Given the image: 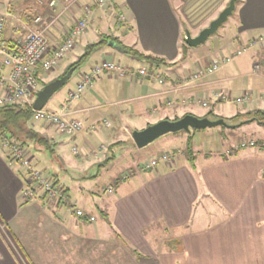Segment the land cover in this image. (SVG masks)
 I'll return each instance as SVG.
<instances>
[{"label": "crops", "instance_id": "obj_1", "mask_svg": "<svg viewBox=\"0 0 264 264\" xmlns=\"http://www.w3.org/2000/svg\"><path fill=\"white\" fill-rule=\"evenodd\" d=\"M228 1L113 0L114 7L103 10L92 6V0H75L66 6L60 0L54 7L47 0H0V13L8 14L3 32L8 45H14L26 29L42 28L49 44L56 46L90 7L86 31L54 71L44 74L43 79L51 80L74 62L88 44L99 40L101 34L97 30L102 26L124 38L132 35V49L174 63L180 58L184 29L191 36L197 35ZM117 11L124 17V24L115 22ZM232 15L233 33L215 38L206 49L203 65H198L206 66L215 57L232 55L254 40L256 44L247 53L189 84H184L185 78L198 65L193 62L190 66L188 57L174 67L152 69L146 63L136 66L134 62L138 61L133 58L130 63L134 64L126 63L159 73L162 83L101 73L68 107L71 117L83 124V130L70 137L49 125L36 127L51 140L53 160L61 167L71 166L84 172L89 165L99 166L107 156L114 158L109 148L122 141L121 133L128 139L126 126L132 125L127 120L143 118L142 122L152 124L186 114L202 118L209 111L222 119L264 111V61L259 60L264 48V0H240ZM36 16L42 18L39 25L33 22ZM110 47L113 51L100 52L99 59L95 57L83 71H78L51 110L65 104L68 91L84 73L101 60L110 61L108 57L120 48L114 42ZM0 72H9L1 60ZM244 93L250 94V101L224 104L230 97L234 101ZM94 102L99 104L91 106ZM200 106L207 112L196 115ZM102 120L108 125L104 129ZM186 135H176L167 142L184 143ZM97 141L101 142L100 147L93 152ZM73 146L76 154L69 153ZM175 148L180 153L171 163L159 162L150 169L140 164L129 166L128 173H119L105 189L95 186L94 181L89 185L84 179H74L70 186H64L57 173H50V168L42 164L44 156L36 153L35 159L41 160L39 165L46 174L55 176L68 200L94 218L85 223L76 219L67 206L50 205L39 190L22 203L24 172L7 161L0 146V264H264V150L256 147L240 151L242 148L230 147L216 156L193 155L190 161L181 147H170L161 155ZM67 154L76 159L73 165L65 163ZM25 212L37 227L28 250L34 254L44 252L45 263L25 255L27 247L17 227L18 218L26 217Z\"/></svg>", "mask_w": 264, "mask_h": 264}, {"label": "built area", "instance_id": "obj_2", "mask_svg": "<svg viewBox=\"0 0 264 264\" xmlns=\"http://www.w3.org/2000/svg\"><path fill=\"white\" fill-rule=\"evenodd\" d=\"M60 0H49L48 5L54 7ZM64 6L75 0H63ZM112 6V0H92V6L96 8H103L104 6ZM91 9L88 6L84 16L77 20L75 24L66 32L65 39L56 46H51L44 34L45 29H31L28 28L23 35L16 40L14 45H8L3 39V32L5 28V20L8 16L7 12L0 13V60L1 64L8 68L9 72L4 75L0 72V105H7L11 103H26L31 106L36 93L38 92L39 83L35 77V72L38 69L45 73L53 71L63 57L69 53L77 38L80 37L87 29L89 22V15ZM116 22L124 24L125 19L119 11L115 12ZM33 22L37 25L41 24L42 18L36 16ZM256 44L254 40L250 41L232 55L215 57L207 66H201L189 74L185 78L184 84L196 82L205 76L217 72L223 66L228 64L234 58L240 56L249 48ZM257 68V66H255ZM255 68V69H256ZM101 73H109L116 78L124 76L150 78L158 83H162V78L159 73L149 71L144 67H132L122 65L113 61H104L97 66H93L89 72L84 73L75 88L69 90L67 93V100L57 110H50L42 108L33 111V121L43 123L55 128L56 131L63 135L74 136L83 130V124L71 117L68 110L69 104L80 98L83 91L91 86L93 80ZM249 93H244L234 99L235 104H244L250 101ZM206 106L205 103H202ZM93 129V126L91 127ZM247 146H254L253 142L241 144V148ZM4 155L8 162L17 165L24 172V178L33 183V189L40 191L45 200L53 206H67L68 210L74 214L76 219L83 222H92L94 218L86 215L82 210L77 209L74 204L68 200L65 192L55 185L52 179L44 176L42 172L35 169L32 162L26 156L24 150L16 145H2ZM73 154L77 153L75 146L72 148ZM174 155L163 154L159 158L152 159L146 166V169L155 167L159 162L171 163ZM32 197V191L25 189L22 191V203L27 202Z\"/></svg>", "mask_w": 264, "mask_h": 264}, {"label": "rangeland", "instance_id": "obj_3", "mask_svg": "<svg viewBox=\"0 0 264 264\" xmlns=\"http://www.w3.org/2000/svg\"><path fill=\"white\" fill-rule=\"evenodd\" d=\"M49 2V0H47ZM42 3V2H41ZM112 6L114 7V3L112 0ZM111 6H104L103 10H107L108 8H110ZM234 16L235 15H230L228 17V19L226 20V22H224L216 31L215 34L211 35L203 44H201L199 47L196 48H190L188 47L187 50V59L190 61V66L192 65V63H197L196 65H203V62L205 61V57L208 55L206 49L208 48V46L211 45L212 41L215 40V38H219V36H222L224 33H229L232 34L233 33V27H234ZM7 19V17H6ZM116 22V21H115ZM6 23V20H5ZM231 29V30H230ZM100 34H112L113 36L117 37L116 38V43H120L123 47L125 48H130L131 46V42L130 39L131 37H133L132 35L127 34L124 37H121L120 35H115L114 30L112 28L109 27H104L102 26L101 28H98V30ZM98 33V32H97ZM196 32L192 31V34H195ZM196 36V35H195ZM184 38V36H183ZM182 38V42L184 43ZM112 42H108L107 45L105 47H102L101 50L99 49L98 51H96L94 53V55L92 57H90L85 63L82 64V66H80L79 68H77L74 72L73 75L71 76V80L68 81V83L62 87L59 91H57L47 102V104L45 105V108L48 109H54L55 107V100L58 96H60L61 94H63V91L72 83V81H74L75 77L77 76L78 71H83L84 68L88 65V63L93 60L95 57H97L98 54H100V52H106V51H113V47L109 46L111 45ZM132 48V47H131ZM190 50V51H189ZM247 53V51H245ZM244 52V53H245ZM114 56H110L108 57V59L110 61L116 62V63H121L122 65H126V63L129 64H134L136 66H143L144 63L141 62H131L130 63V54L128 53H124L121 51V49L119 48L118 51H114ZM104 56V55H102ZM260 56L261 59L259 58L260 61H264V48L261 49L260 52ZM106 58V57H105ZM97 59H99V57H97ZM103 60H101L102 62ZM105 61V60H104ZM103 61V62H104ZM196 68V70L198 68H201V66H199ZM207 66V65H206ZM256 66L258 67V69H261V65L256 64ZM145 68V66H144ZM54 71V70H53ZM51 71V72H53ZM150 71V70H149ZM51 72H48L51 73ZM193 71L190 73L192 74ZM53 75H51L52 77ZM162 77V75H160ZM49 80V79H48ZM200 81V80H199ZM198 82V81H196ZM92 86V84H91ZM90 87V86H89ZM88 87V88H89ZM75 87H72V89H74ZM87 88V89H88ZM85 89L84 92L87 90ZM233 99L230 97L229 99H227V101H225L224 104H235L234 101H232ZM198 101V100H197ZM229 102V103H227ZM200 101H198L197 104H199ZM99 103L94 102L91 106L94 105H98ZM205 112H207V110L200 106L199 109L196 112V115H202ZM106 121L108 120V118H104ZM102 120V123L105 121ZM143 118H136L134 120V122H130V120H127V124L132 125L131 127L126 126L127 129V133H128V139L126 140V138H124V134L121 133L120 136L122 139L121 142L117 143L114 146H111L109 149V153H111L112 155H114V158L111 159L110 161H108L104 166H98L95 165L93 167H89L87 166V169L84 172H79L76 169H74L73 167L69 166V163L71 165H73L75 162L73 160H76L72 155V157L67 154V157L65 156V163L68 164V167H64V166H59V164H57L53 159L52 156L50 155H45L42 159V164L45 166L47 165L50 168V173H57L58 178L61 180V182L64 184V186H70V183H72V181L74 179H84L83 181L88 182L89 185H92V182L94 181L95 186L97 187H101L103 189H105L106 187H108L109 185L113 184V178H115L119 173H128L129 171V166L134 167L137 164H140V166H142L143 168H145V166L152 160V159H156L159 158L161 156V154L165 151H169L170 147H178V148H182L183 149V154L186 155V149H185V142L184 143H180L175 141L173 144L170 142H167L169 140V138H172L176 135H184L186 134L185 132H178L176 134H166L163 135L161 137H159L158 139L154 140L152 143L148 144L147 146L138 149L131 137V132L133 130H140L146 127V123L142 122ZM147 121H150V119H148ZM242 121H248L245 124L235 128V129H227L221 126L218 127H214V128H210V129H202V130H196L195 132H193V137H192V154L193 155H198L199 153H210L212 156H216L217 154H221V153H226L228 148H241V144H249L250 142H253V144H255L256 142H261L263 143L262 145V149L264 150V127L259 124L256 121H249V120H242ZM136 122V123H135ZM135 123V124H134ZM154 122H152L153 124ZM35 130L39 128L40 126H43V123L40 122H36L33 121L31 124ZM85 127H87V124H84ZM108 125H105L103 123V129L106 128ZM51 142V140H50ZM52 144V143H51ZM79 144V143H78ZM101 142L97 141L95 142V146L93 148V152L99 149ZM104 147H105V141H104ZM2 147V145H0ZM54 147V146H53ZM253 148H256V146L254 147H247V148H242L240 151H249L252 150ZM37 149V147H36ZM22 150H24L26 156L29 158V160L32 162V164L34 165L35 169L39 170L40 172H42L44 174V176H46L47 178L52 179V175L51 174H46V169L42 168V166H40V158L37 157L35 159L33 155V153L36 154V151H32V150H26L24 148H22ZM80 151V150H78ZM104 151V150H103ZM71 149H69V153H71ZM91 152V153H93ZM180 153V150L176 149L172 152H167L164 154H171L176 156V154ZM229 154V153H228ZM33 155V156H32ZM93 156V154H92ZM39 161H38V160ZM36 161V162H35ZM36 163V164H35ZM54 163L57 165H54ZM59 163V162H58ZM47 167V168H48ZM61 167V168H60ZM55 176H53L54 178ZM53 181V180H52ZM58 186V185H57ZM34 187V186H33ZM59 187V186H58ZM61 188V187H60ZM62 189V188H61ZM81 194H77V197H80ZM25 215H20V217L18 218L17 221V227H18V233L20 235V237L22 239L25 240V244L27 248L25 249V255L26 257L33 259L34 261H36L37 258L41 259V262L45 263V254L43 253H39V254H34L31 251H29L28 249H31L30 245L31 242L33 241V237L32 235L35 234V230H36V225L29 220V217H27L28 212H25ZM96 221L100 220V215L98 213H96ZM23 220H25L23 222ZM32 222V223H31ZM21 241V240H20Z\"/></svg>", "mask_w": 264, "mask_h": 264}, {"label": "trees", "instance_id": "obj_4", "mask_svg": "<svg viewBox=\"0 0 264 264\" xmlns=\"http://www.w3.org/2000/svg\"><path fill=\"white\" fill-rule=\"evenodd\" d=\"M239 2L240 0L236 2V5ZM110 41L116 43V38H113L112 36L109 35L101 34L97 42L88 44L84 48L82 54L79 55V57H77V59L74 62L69 64L65 68V70L56 78L64 75L66 71L72 67L74 68L75 71L77 68L82 66V64L85 63L90 57H92L96 51H98L102 47H105L107 43ZM116 44L120 47L122 52L130 54L131 58L137 60L138 62L148 64L152 69L159 66H166V67L177 66V64L183 62L187 57L186 49H188V46L185 43L180 44V58L178 59V61L174 63H168L162 58L142 54L132 48H125L119 42ZM43 76H44V72L41 71V69L36 70L35 77L39 83V88L43 87L48 82L56 79L54 78L51 80H45L43 79ZM33 113L34 112L31 106L26 103L17 102L7 105H0V145H16L26 150L28 149V150L36 151L37 154L43 156L50 155L52 156V159H54L55 158L53 155L54 150L52 148V144L48 136L42 133L41 131L31 128L33 127L31 125L33 122ZM204 117H207L209 119L220 118L219 116L214 115L211 111L207 112ZM176 119L178 118H174L172 120H176ZM223 120L228 124H238L242 122V120H251L258 122L264 127V111L255 110L244 114H236L228 119L223 118ZM147 125L150 124H146V126ZM195 131L196 130H191V132L186 135V140H185L186 156L190 161H193L194 159V156L192 154V137H193V132ZM117 143L119 142L112 144V146L116 145ZM262 145L263 143L261 142H256L254 144V146L259 147L261 149L263 148ZM33 155H35V153H33ZM111 159H113V156H107L103 161V163H101L99 166H104ZM120 179L121 178L118 177V180ZM52 180L53 183L57 185L58 181L55 178H53V175H52ZM23 181H24V188L32 191V195H34L35 190L33 189V183L27 180L26 178H24Z\"/></svg>", "mask_w": 264, "mask_h": 264}, {"label": "water", "instance_id": "obj_5", "mask_svg": "<svg viewBox=\"0 0 264 264\" xmlns=\"http://www.w3.org/2000/svg\"><path fill=\"white\" fill-rule=\"evenodd\" d=\"M237 1L238 0H229L228 4L213 20L209 22L208 26L202 28L196 36H191L190 32L187 29H184V43L190 48H196L203 44L211 35L215 34L218 28L226 22L230 15H232ZM73 72L74 68L72 67L68 69L64 75L41 87L36 93L31 104L32 110L37 111L44 108L49 99L67 84ZM246 122L248 121H242L238 124H228L222 118H199L194 115L186 114L176 120L164 119L147 125L143 129L133 130L131 132V139L134 145L140 149L166 134H174L178 132H185L186 134H189L191 130L210 129L218 126L227 129H235Z\"/></svg>", "mask_w": 264, "mask_h": 264}]
</instances>
